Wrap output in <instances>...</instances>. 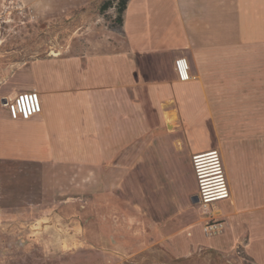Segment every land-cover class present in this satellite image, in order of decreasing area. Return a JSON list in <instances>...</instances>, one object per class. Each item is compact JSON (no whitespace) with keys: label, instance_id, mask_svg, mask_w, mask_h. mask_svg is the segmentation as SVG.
<instances>
[{"label":"crops","instance_id":"obj_1","mask_svg":"<svg viewBox=\"0 0 264 264\" xmlns=\"http://www.w3.org/2000/svg\"><path fill=\"white\" fill-rule=\"evenodd\" d=\"M66 1L45 25L64 42L3 73L2 87L24 76L42 109L0 116V159L67 164L108 186L123 261L264 264V0H129L121 32L114 8L100 13L107 0ZM214 149L230 197L203 207L191 157ZM210 220L222 226L206 235Z\"/></svg>","mask_w":264,"mask_h":264},{"label":"rangeland","instance_id":"obj_2","mask_svg":"<svg viewBox=\"0 0 264 264\" xmlns=\"http://www.w3.org/2000/svg\"><path fill=\"white\" fill-rule=\"evenodd\" d=\"M29 2L0 0V84L8 78L6 69L41 58L47 46L64 42L45 25L69 7L67 1L38 0L33 7ZM25 83L24 76H16L0 86L1 118H9L3 99L25 90L20 88ZM90 177L63 163L0 159V264H162L147 254L123 261L122 243L128 238L121 200L106 198L108 186L101 182L97 188Z\"/></svg>","mask_w":264,"mask_h":264},{"label":"built area","instance_id":"obj_3","mask_svg":"<svg viewBox=\"0 0 264 264\" xmlns=\"http://www.w3.org/2000/svg\"><path fill=\"white\" fill-rule=\"evenodd\" d=\"M174 69L180 81L189 79V67L185 58H178L174 63ZM2 106L12 121L29 120L40 114L42 109L40 96L35 90L16 93L3 100ZM191 163L197 195L203 207L230 197L224 163L217 149L193 155ZM221 226L217 222H207L203 230L206 235H211L220 231Z\"/></svg>","mask_w":264,"mask_h":264},{"label":"trees","instance_id":"obj_4","mask_svg":"<svg viewBox=\"0 0 264 264\" xmlns=\"http://www.w3.org/2000/svg\"><path fill=\"white\" fill-rule=\"evenodd\" d=\"M129 0H107L100 7V13L102 14L108 8H114L115 16L110 19L109 28L116 32H121L123 14L126 9Z\"/></svg>","mask_w":264,"mask_h":264},{"label":"water","instance_id":"obj_5","mask_svg":"<svg viewBox=\"0 0 264 264\" xmlns=\"http://www.w3.org/2000/svg\"><path fill=\"white\" fill-rule=\"evenodd\" d=\"M3 100H5V99H3Z\"/></svg>","mask_w":264,"mask_h":264}]
</instances>
